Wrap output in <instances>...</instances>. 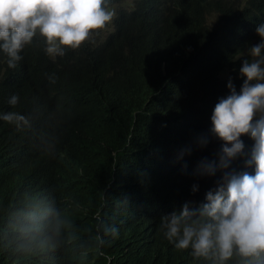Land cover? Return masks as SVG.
I'll return each mask as SVG.
<instances>
[{"label":"trees","instance_id":"16d2710c","mask_svg":"<svg viewBox=\"0 0 264 264\" xmlns=\"http://www.w3.org/2000/svg\"><path fill=\"white\" fill-rule=\"evenodd\" d=\"M111 4L116 31L69 49L56 65L32 48L18 74L24 56L20 66L9 68L0 53V116L15 112L29 121L18 129L0 119V264H207L190 248L149 262L129 252L130 241L144 248L161 244L147 229L163 194L157 181L182 176L186 151L221 141L211 132L210 117L229 94L228 82L243 81L229 77L264 24V0ZM163 77L177 81L143 105ZM183 87L189 128L172 131ZM13 95L19 98L15 105L9 103ZM122 204L127 215H138L135 222ZM232 260L264 264V258Z\"/></svg>","mask_w":264,"mask_h":264},{"label":"clouds","instance_id":"9594fccd","mask_svg":"<svg viewBox=\"0 0 264 264\" xmlns=\"http://www.w3.org/2000/svg\"><path fill=\"white\" fill-rule=\"evenodd\" d=\"M116 17L111 0H0V53L7 56L9 68L17 62L20 66L24 56L19 74L30 49H38L47 62L48 55L60 56V61L69 49L78 51L115 32ZM236 60L229 78L243 81L228 82L229 94L215 104L210 117L211 132L221 141L186 151L179 164L182 176L157 181L155 189H163V194L147 229L161 244L144 248L140 241L131 240V254L154 262L173 249L190 248L193 257L207 264H235L233 256L252 261L264 258V24L257 26ZM176 81L163 77L143 105ZM234 85L241 87L236 91ZM180 92L176 98L180 109L170 121L172 131L189 128V95L185 87ZM18 99L13 95L9 103L15 105ZM0 119L18 129L29 124L15 112ZM134 128L125 137V149ZM242 167L253 171L239 172ZM120 208L127 215V207ZM97 215L101 224V212ZM127 216L133 222L138 218L133 212ZM107 233L114 236L117 229L109 228ZM97 241L104 244L102 237Z\"/></svg>","mask_w":264,"mask_h":264},{"label":"rangeland","instance_id":"374dc122","mask_svg":"<svg viewBox=\"0 0 264 264\" xmlns=\"http://www.w3.org/2000/svg\"><path fill=\"white\" fill-rule=\"evenodd\" d=\"M59 59H60V56L51 57L48 55V61L53 65H56L58 63Z\"/></svg>","mask_w":264,"mask_h":264}]
</instances>
